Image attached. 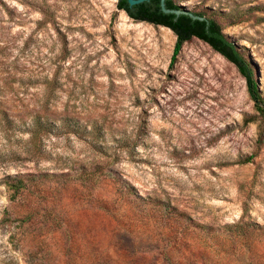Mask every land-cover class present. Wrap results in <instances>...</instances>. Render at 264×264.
I'll use <instances>...</instances> for the list:
<instances>
[{"label": "rangeland", "instance_id": "374dc122", "mask_svg": "<svg viewBox=\"0 0 264 264\" xmlns=\"http://www.w3.org/2000/svg\"><path fill=\"white\" fill-rule=\"evenodd\" d=\"M176 1L264 98V0ZM176 41L118 0H0V264H264V117L206 42L172 67Z\"/></svg>", "mask_w": 264, "mask_h": 264}, {"label": "trees", "instance_id": "16d2710c", "mask_svg": "<svg viewBox=\"0 0 264 264\" xmlns=\"http://www.w3.org/2000/svg\"><path fill=\"white\" fill-rule=\"evenodd\" d=\"M118 8L136 21L164 26L175 33L177 41L171 61L172 67L177 63L185 43L193 38L209 44L235 65L246 80L256 110L264 117V98L259 90L253 65L237 45L224 34L221 24L215 18L201 12L188 11L176 0H148L135 5H132L129 0H118ZM10 186L18 193L23 187V182L10 183Z\"/></svg>", "mask_w": 264, "mask_h": 264}, {"label": "water", "instance_id": "95a60500", "mask_svg": "<svg viewBox=\"0 0 264 264\" xmlns=\"http://www.w3.org/2000/svg\"><path fill=\"white\" fill-rule=\"evenodd\" d=\"M148 0H129L132 5L139 4ZM164 6V5H163Z\"/></svg>", "mask_w": 264, "mask_h": 264}]
</instances>
